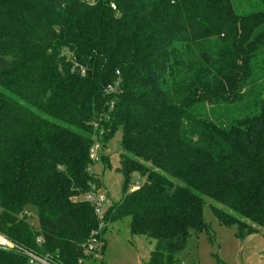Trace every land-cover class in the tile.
<instances>
[{"label": "trees", "instance_id": "obj_1", "mask_svg": "<svg viewBox=\"0 0 264 264\" xmlns=\"http://www.w3.org/2000/svg\"><path fill=\"white\" fill-rule=\"evenodd\" d=\"M119 129L143 182L104 210L101 254L120 222L155 241L148 264H178L206 197L238 239L264 230V0H0V233L87 259L99 220L74 199Z\"/></svg>", "mask_w": 264, "mask_h": 264}, {"label": "rangeland", "instance_id": "obj_2", "mask_svg": "<svg viewBox=\"0 0 264 264\" xmlns=\"http://www.w3.org/2000/svg\"><path fill=\"white\" fill-rule=\"evenodd\" d=\"M120 139L119 129L105 145L100 146L103 159L90 165V173L99 180L100 192L106 196L103 211L143 182V177L137 171H131L127 176L120 171ZM211 202L206 197L202 206L207 229L191 232L185 250L179 254L180 257L178 255L179 261L190 264H264V230L238 239L235 226L218 223L211 210ZM29 222L33 228H37L36 217L32 212ZM104 240L105 249L101 258L87 264H99L101 261L104 264H148L149 254L155 244L152 239L131 236L127 226L120 222L108 226Z\"/></svg>", "mask_w": 264, "mask_h": 264}, {"label": "built area", "instance_id": "obj_3", "mask_svg": "<svg viewBox=\"0 0 264 264\" xmlns=\"http://www.w3.org/2000/svg\"><path fill=\"white\" fill-rule=\"evenodd\" d=\"M107 92L111 91V88L106 89ZM101 134V131L99 132ZM100 143L98 141H94L89 149V157L92 161H98L99 158V149ZM74 200L85 201L88 202L99 220V225L97 230L92 232L88 238V240L83 244V251L87 259L78 260L76 264H87L88 262H95L96 259L101 258V249H100V242L93 236L94 233H98L99 230L103 227V204L106 201V196L100 192V187H96V185L91 184L90 190L86 191L85 193L81 194L79 197L75 198ZM0 248L4 250H14L21 254H24L27 257V264H60L55 261L50 255L47 254H37L35 252L29 251L24 249L23 247L15 244L13 241L8 239L6 236L0 233ZM178 264H188L183 262L182 260L179 261Z\"/></svg>", "mask_w": 264, "mask_h": 264}]
</instances>
